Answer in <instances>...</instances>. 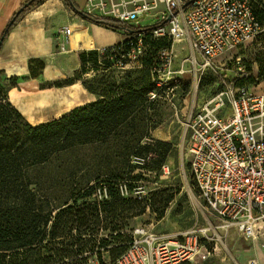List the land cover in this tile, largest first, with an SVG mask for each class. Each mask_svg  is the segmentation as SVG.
<instances>
[{
  "label": "trees",
  "instance_id": "1",
  "mask_svg": "<svg viewBox=\"0 0 264 264\" xmlns=\"http://www.w3.org/2000/svg\"><path fill=\"white\" fill-rule=\"evenodd\" d=\"M36 1L27 0L28 6L14 14L3 37ZM66 1L90 22L132 34L146 31L145 60L135 75H126L117 84L103 70L110 74L118 68L117 61L130 60L128 38L102 52L81 50L80 73L87 72L89 63L95 75L78 79L96 99L36 125L8 98L18 77L0 70V264H115L129 247L130 221L146 209L163 217L181 192L180 178L175 177L168 187L133 194L153 181V174L158 177L174 151L169 141H143L158 126L148 105L166 91L153 84V68L161 64V54L168 52L166 41H171L152 35L162 22L140 27L101 19L83 13L73 0ZM255 14L264 24L263 10L257 7ZM28 67L30 76L37 77L44 61L31 58ZM246 79L242 76L236 85L246 84ZM174 85L173 80L170 87ZM151 93L156 94L154 99ZM150 120L154 125L148 124Z\"/></svg>",
  "mask_w": 264,
  "mask_h": 264
},
{
  "label": "built area",
  "instance_id": "2",
  "mask_svg": "<svg viewBox=\"0 0 264 264\" xmlns=\"http://www.w3.org/2000/svg\"><path fill=\"white\" fill-rule=\"evenodd\" d=\"M186 1L85 0L80 10L93 17L140 27L162 22L152 35L167 36L173 42L185 41L202 58L197 69L195 54L186 59L195 72L215 70L228 63L236 66L234 77L220 81L219 91L200 106L192 103L185 125L187 153L193 187L206 207L224 227H234L245 239L256 242L264 234V90L254 91L247 84L237 86L238 79L246 77L242 59L230 57L222 62L220 57L260 39L263 26L255 14L259 0H191L184 8ZM143 17L147 21L142 22ZM60 32L63 49L71 26H63ZM125 32L129 33L126 38L131 46L127 58H142L146 52L142 36L146 31ZM160 58L161 64L153 68V84L172 91L170 84L185 70L172 69L170 52L162 53ZM119 61L117 67L128 63ZM155 96L151 93L150 98ZM130 235L129 247L115 264H177L191 261L201 246L196 236L179 241L143 226L133 228ZM260 247L264 250V237ZM247 264L258 262L253 258Z\"/></svg>",
  "mask_w": 264,
  "mask_h": 264
},
{
  "label": "rangeland",
  "instance_id": "3",
  "mask_svg": "<svg viewBox=\"0 0 264 264\" xmlns=\"http://www.w3.org/2000/svg\"><path fill=\"white\" fill-rule=\"evenodd\" d=\"M63 4L64 9H62L60 0H37L33 5L38 7L33 12L34 15H39L43 11L44 6L54 9L51 23L55 26V35H59V37L55 39V51L48 64L52 68L61 66L56 57L59 52L64 56L62 60L65 67L63 69L64 75L55 78L51 82L59 87L70 86L74 83L75 85H80V79L90 80L95 75V72L90 70L91 66L89 63L85 66L87 72L81 74L78 59V53L81 50L93 48H82L67 52L69 48H74V44L71 43V45H67L63 49L61 47L60 29L63 21L66 24L79 25L78 23H81L79 20L82 18L66 7L65 1ZM61 16L64 17V20L60 21L59 18ZM147 19V17L140 18L142 22L147 21ZM100 27H104V35L107 41L118 40L120 36H128L125 30L113 29L102 25ZM259 40L246 47L235 48L220 57L222 62L230 57H240L245 68L246 84L254 91L264 90V44L259 43ZM166 42L169 44L168 52L172 55V69L176 70L182 67L185 71L182 75L174 78L175 85L172 87V91L170 89L166 91L169 93L168 97L165 93L164 96L157 97L151 103L152 105H148L147 112L151 114L152 119L156 121L158 126L147 133L143 141H150L151 139L169 141L174 148L173 156H170L161 166L158 177L153 174V181L147 183L146 186H140V190L133 191V194L137 195L138 192H142V194L148 195L155 190L168 187L175 177L180 178L181 192L177 200L170 204L163 217L157 218L156 214L146 209L144 214L130 221L128 229L143 226L156 234L179 241L190 236H196L198 243L201 245L196 256L191 261L177 264H247L249 258L252 257L257 259L258 264H264V250H261L258 245L264 234H261L254 244L252 241L245 239L234 227H224L223 222L206 207L204 201L198 196L191 181L190 169L187 166L189 163L187 153L188 135L185 125L190 108L193 105L192 103L194 102V107L200 106L204 99L219 91L221 89L220 81L224 77H227V79L228 77H234L236 66L228 63L226 66H218L215 70L210 69L203 72L197 70L195 72L186 59L191 58V55L195 54L197 69L202 62L200 55L194 53L185 41L173 42L171 40ZM155 55L156 52L151 57L153 61ZM144 60L142 58L131 59L125 66L114 68L110 74V70L105 69L103 70L104 74H106L105 77L109 79L113 77L117 84H121L126 75H135V70L142 67ZM173 75L178 74L174 73ZM71 82L73 83L68 84ZM72 88H75V86L70 87V89ZM59 92L71 94L69 103L72 102V104L70 105L80 100L79 91ZM70 105L68 107L63 106L66 108L61 113L69 111ZM154 123L150 120L148 124L154 125ZM120 189H122L123 195L128 194L124 186L120 187ZM205 243L207 245H204ZM90 264L96 263L90 261Z\"/></svg>",
  "mask_w": 264,
  "mask_h": 264
},
{
  "label": "crops",
  "instance_id": "4",
  "mask_svg": "<svg viewBox=\"0 0 264 264\" xmlns=\"http://www.w3.org/2000/svg\"><path fill=\"white\" fill-rule=\"evenodd\" d=\"M26 1L27 0H0V39L2 38L0 45V70H2L7 77H18L16 86L9 89L8 98L29 123L36 125L46 122L51 118H57L68 112L56 113V109L58 108L55 110L52 109L54 104H49L48 102H50V99L49 101L45 99L46 97L53 96L55 92L79 91L80 100L69 109L94 101L96 96L89 93L81 83L80 85H75L74 83L70 86L63 87L55 86L51 83L55 78L63 76V69H65L64 63L62 62L64 56L60 52L56 58L61 66L52 68V66L48 64L55 51V39L59 37V35H55V26L51 23V16L54 13V9H49L47 6H44L43 11L39 13V15H34L33 12H35L38 7H29L21 15L20 19L9 29L6 36H2V31L10 23L16 11ZM60 1L63 7L62 9L65 8L63 6L65 1L68 5H66V7L72 11L66 0ZM73 1L75 5L81 8L85 0ZM257 7L264 12V0H259ZM59 20H64V17L61 16ZM79 21L81 22L78 23L79 25H71L72 23L66 24L64 21L61 25V28L67 25L72 26V34H70L71 40L69 38L65 47L72 43L74 44V48H69L67 52L89 47L98 49L104 46H111L122 41L126 37L120 36L118 40L107 41L104 35V27H100L101 25H96L84 18H81ZM262 26L263 31L259 43L264 44V24H262ZM77 36L85 37L87 43L83 46H77ZM31 58H40L45 62L44 68L37 77L30 76L28 65L29 59ZM71 86H75V88L70 89ZM42 97L45 98L43 99ZM31 102L34 104L33 108H29ZM252 243L255 244V242ZM258 245L260 247V242ZM253 258L256 259L255 257L249 259Z\"/></svg>",
  "mask_w": 264,
  "mask_h": 264
},
{
  "label": "bare ground",
  "instance_id": "5",
  "mask_svg": "<svg viewBox=\"0 0 264 264\" xmlns=\"http://www.w3.org/2000/svg\"><path fill=\"white\" fill-rule=\"evenodd\" d=\"M71 34H72V28H71ZM71 36V35H70ZM81 38V39H80ZM87 43V39L83 36H77L76 37V45L77 46H83ZM77 93V92H76ZM71 94L69 93H60V92H55L53 96L51 97H42L43 99H47L49 101L50 99V102H48L49 104L52 103L54 104L52 109H56V113H61L62 111H64V109L66 107H68L70 104H72V102L69 103V100L71 99ZM77 97V96H76ZM40 99V98H39ZM40 101V100H39ZM34 104L33 102H31L29 104V108H33ZM63 106H66V107H63ZM72 106V105H70ZM67 110V109H66Z\"/></svg>",
  "mask_w": 264,
  "mask_h": 264
},
{
  "label": "water",
  "instance_id": "6",
  "mask_svg": "<svg viewBox=\"0 0 264 264\" xmlns=\"http://www.w3.org/2000/svg\"><path fill=\"white\" fill-rule=\"evenodd\" d=\"M191 2V0H188V1H186L184 4H183V7L185 8V7H187L188 5H189V3ZM28 3L29 2H25L17 11H16V14H19L20 12H21V10L24 8V7H26V6H28ZM13 20H14V17L11 19V21H10V23H12L13 22ZM9 23V24H10ZM1 42H2V38L0 39V45H1Z\"/></svg>",
  "mask_w": 264,
  "mask_h": 264
}]
</instances>
